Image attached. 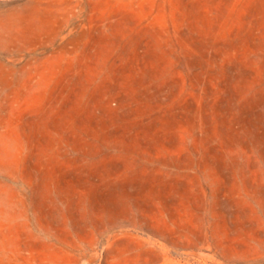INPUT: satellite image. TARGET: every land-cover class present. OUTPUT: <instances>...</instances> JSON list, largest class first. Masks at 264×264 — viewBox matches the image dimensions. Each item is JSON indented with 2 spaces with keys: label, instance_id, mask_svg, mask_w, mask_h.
<instances>
[{
  "label": "rangeland",
  "instance_id": "1",
  "mask_svg": "<svg viewBox=\"0 0 264 264\" xmlns=\"http://www.w3.org/2000/svg\"><path fill=\"white\" fill-rule=\"evenodd\" d=\"M0 264H264V0H0Z\"/></svg>",
  "mask_w": 264,
  "mask_h": 264
}]
</instances>
